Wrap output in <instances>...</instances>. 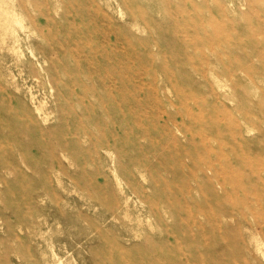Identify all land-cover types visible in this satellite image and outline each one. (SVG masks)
<instances>
[{
    "label": "rangeland",
    "instance_id": "rangeland-1",
    "mask_svg": "<svg viewBox=\"0 0 264 264\" xmlns=\"http://www.w3.org/2000/svg\"><path fill=\"white\" fill-rule=\"evenodd\" d=\"M263 215L264 0H0V264H264Z\"/></svg>",
    "mask_w": 264,
    "mask_h": 264
},
{
    "label": "bare ground",
    "instance_id": "bare-ground-1",
    "mask_svg": "<svg viewBox=\"0 0 264 264\" xmlns=\"http://www.w3.org/2000/svg\"><path fill=\"white\" fill-rule=\"evenodd\" d=\"M31 20V19H30ZM21 26V25H20ZM16 39H17V37H16ZM89 41V40H88ZM6 124H8V122L6 123ZM9 125V124H8ZM64 173V172H63ZM224 185V184H223ZM243 212V211H242ZM264 216V215H263ZM251 233V232H250Z\"/></svg>",
    "mask_w": 264,
    "mask_h": 264
}]
</instances>
